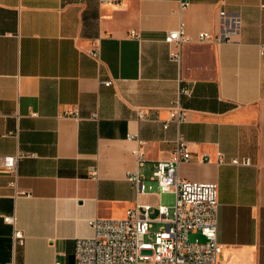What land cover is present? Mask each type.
<instances>
[{
    "label": "crops",
    "instance_id": "obj_1",
    "mask_svg": "<svg viewBox=\"0 0 264 264\" xmlns=\"http://www.w3.org/2000/svg\"><path fill=\"white\" fill-rule=\"evenodd\" d=\"M181 1L189 3L183 8ZM263 4L0 0V156L32 154L18 165L19 185L31 196L15 197L12 173L0 166V264H74L76 239L94 234L90 218L125 217L137 200L167 204L172 192L160 193L151 176L179 131L193 156L179 164L180 177L219 184L221 259L264 264ZM220 9L241 14V32L218 44L198 42L200 31L219 30ZM181 22L193 40L179 64L165 37ZM96 39L100 60L88 51ZM177 98L187 118L165 128ZM141 107L159 119H139ZM17 129V137L10 134ZM139 147V169L151 186L140 195L127 179L138 167ZM219 150L224 163L215 160ZM204 153L212 160L200 161ZM246 157L251 164L231 163ZM11 214L26 235L23 245H13L14 227L4 220Z\"/></svg>",
    "mask_w": 264,
    "mask_h": 264
},
{
    "label": "built area",
    "instance_id": "obj_2",
    "mask_svg": "<svg viewBox=\"0 0 264 264\" xmlns=\"http://www.w3.org/2000/svg\"><path fill=\"white\" fill-rule=\"evenodd\" d=\"M100 4H120L123 0H96ZM188 1H181L185 8ZM264 8V4L262 5ZM219 30L216 33L204 30L197 35L200 43H221L230 40L234 35L239 34L242 29V16L240 13L228 12L225 9L219 11ZM131 35L140 38L141 35L132 30ZM184 27V23L166 34L165 41L170 45V59L181 64L183 48L191 42ZM90 55L100 60L101 42L100 39L93 40ZM259 53L264 66V42L259 44ZM112 84V80L104 82ZM184 93L191 94V90L183 88ZM66 114L77 115V110L66 109ZM188 110L182 105L179 98L172 101L170 106V118L164 123L169 126V121L182 124L187 118ZM36 114V113H33ZM92 118L99 119V113L94 112ZM139 119H159L157 113L150 109L141 107L138 109ZM10 134L18 136L19 131L12 130ZM129 138H136L129 134ZM140 144L144 142L138 139ZM134 152L138 156V167L127 172V179L136 188L138 195L150 191L145 175L140 171L139 166L143 164L144 151L141 147ZM26 152L18 150L12 155L0 156V166L12 173L13 178L9 181L13 188L14 196H31V193L21 188L18 182V165L21 158L29 156ZM212 156L204 153L199 160L211 161ZM193 160L192 152L188 141L179 131L170 156L160 159L155 164V170L151 180L155 181L160 193L173 192L175 194L172 206L158 203L155 206L148 202L137 200L136 204L128 208L125 217H93L89 219L94 229L91 237L77 238L75 241V263L74 264H239L223 261L221 253L223 245L218 240L219 226V184L217 182H200L179 175V164ZM215 160L218 163L226 162L222 151L216 152ZM233 164H251L249 157L240 160L234 158ZM92 178H97V169H91ZM154 208L157 215L152 216ZM172 208V215L170 214ZM4 220L12 224L13 245H23L26 235L17 227L14 214L4 215ZM154 222L160 223L158 230H152ZM199 233L204 239L190 235ZM6 264H16L14 261ZM53 264H63L55 260Z\"/></svg>",
    "mask_w": 264,
    "mask_h": 264
},
{
    "label": "rangeland",
    "instance_id": "obj_3",
    "mask_svg": "<svg viewBox=\"0 0 264 264\" xmlns=\"http://www.w3.org/2000/svg\"><path fill=\"white\" fill-rule=\"evenodd\" d=\"M174 200H175V194L173 192L172 193H167L165 195V197H164L165 203L169 204L170 206H172L174 204ZM170 214L172 215V208H171ZM160 225H161L160 223H155V226H154V228L152 230L153 231L154 230H158ZM190 238L193 239L194 235L191 234Z\"/></svg>",
    "mask_w": 264,
    "mask_h": 264
}]
</instances>
